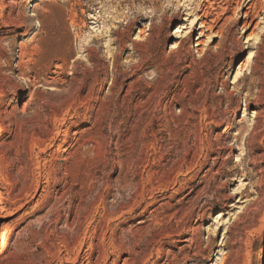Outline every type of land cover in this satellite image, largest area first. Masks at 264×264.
Listing matches in <instances>:
<instances>
[{
	"label": "rangeland",
	"instance_id": "1",
	"mask_svg": "<svg viewBox=\"0 0 264 264\" xmlns=\"http://www.w3.org/2000/svg\"><path fill=\"white\" fill-rule=\"evenodd\" d=\"M195 1L0 0V264H264V0Z\"/></svg>",
	"mask_w": 264,
	"mask_h": 264
},
{
	"label": "bare ground",
	"instance_id": "2",
	"mask_svg": "<svg viewBox=\"0 0 264 264\" xmlns=\"http://www.w3.org/2000/svg\"><path fill=\"white\" fill-rule=\"evenodd\" d=\"M30 1H35V0H30ZM211 1H215V0H196L195 2V4H194V6H195V11L198 13V12H204V10H205V6L208 4L209 5V3L211 2ZM228 1V4L229 3H231V2H233L234 4H236V6H237V8L241 5V0H227ZM249 1H253V0H249ZM244 3V2H243ZM236 8V9H237ZM235 9V10H236ZM228 10L229 9H225L224 11H223V13H219L220 15H218L217 17L216 16H214V17H216V19H215V21L214 22H219V21H221L222 19H223V17L226 15V13L228 12ZM206 14V13H205ZM248 16V15H247ZM199 17V16H198ZM203 17H205V18H207V16L206 15H203ZM121 18H123V17H121ZM199 21H201L202 20V17H199V19H198ZM207 20V19H206ZM213 22V23H214ZM215 24V23H214ZM205 25H207V22H204V21H202L201 22V26L202 27H204ZM179 45H180V43H178V44H175V46L173 47V49H177L178 47H179ZM202 55V54H201ZM200 55V56H201ZM252 59H254V55H253V52H250V54H249V58H248V60L249 61H251ZM238 75L239 74H237V76L235 77V79H237V77H238ZM244 131H246L245 130V128H243V127H239V126H237V128L235 129V131L234 132H231V135H235L234 137H237V136H240L241 134H243L244 133ZM72 263V262H71ZM74 264V263H73Z\"/></svg>",
	"mask_w": 264,
	"mask_h": 264
}]
</instances>
